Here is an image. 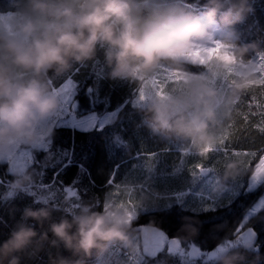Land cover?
<instances>
[{"label":"clouds","instance_id":"obj_1","mask_svg":"<svg viewBox=\"0 0 264 264\" xmlns=\"http://www.w3.org/2000/svg\"><path fill=\"white\" fill-rule=\"evenodd\" d=\"M202 9L187 11L172 0H8L0 9V159L13 155L17 147L33 149L51 137L50 121L64 98L50 84L49 73L60 77L75 64L93 61L98 46L105 52V78L135 86L136 110L152 136L198 157L215 147L238 102L260 83L264 67L249 53L260 56L264 48L240 43L234 27L253 11L250 0H205ZM213 41L220 47L204 51L214 48ZM193 67L199 71H191ZM229 72L221 91L212 81ZM165 73L180 79L160 90L156 80L164 83ZM222 168L209 186L214 193L245 176L264 184L261 158L252 167L243 158H229ZM31 180V172L25 171L14 175L11 187L23 190ZM146 199L141 194L138 202ZM50 215L47 207H25L22 219L42 224ZM48 231L56 238L53 245L60 242L73 257H80H60L53 264H85L94 250L99 257L117 245L131 254L136 251L131 210L114 204L101 211L84 205L71 221L53 222ZM181 231L187 236L174 239H188L197 228L184 223ZM37 235L33 227L19 223L0 242V264H19L16 253ZM47 238V232L40 233L37 246ZM241 247L255 254L251 264H257L258 246ZM244 260L241 251L225 247L213 264Z\"/></svg>","mask_w":264,"mask_h":264},{"label":"trees","instance_id":"obj_2","mask_svg":"<svg viewBox=\"0 0 264 264\" xmlns=\"http://www.w3.org/2000/svg\"><path fill=\"white\" fill-rule=\"evenodd\" d=\"M172 2L184 10L198 13L203 10L205 0ZM250 5L253 11L234 27L239 33L240 43H256L259 48H264V0H250ZM7 6L8 0H0V9ZM249 55L256 56L252 53ZM104 59V48L98 46L93 61L83 65L75 64L72 71L60 77H52L49 73V82L54 88H59L68 79L73 81L75 92L72 110L76 116H102L112 112L116 115L113 121L100 129L81 131L65 125L53 127V134L48 137L47 149L32 151V163L25 170L31 172L32 180L23 190L11 187L14 175L21 174L9 172L7 163L0 162V242L6 240L10 232L23 222L33 227L38 235L22 252L16 253L19 264H53L60 257L79 259L80 257H73L65 250L62 243H51L56 238L48 231L49 225L58 223L61 219L71 221L84 205H88L91 210L101 211L114 204L131 210L133 233L140 237L141 226L146 230L157 229L173 239L187 236V233L181 231L184 223H192L197 228L194 236L175 239L179 245L177 251L164 246L154 255L142 256L139 264H213L214 257L224 251L225 247L244 254L245 260L237 264H251L255 254L243 251L241 246L244 244L238 238V231L233 230L242 223L247 207L260 195H264V184L248 194V177L245 176L240 190L242 195L238 199L235 197L227 205L215 208V211H190L176 203L169 207L154 208L152 199L147 204L143 201V204H139L140 195L146 192L166 196L164 199H168L181 191H189L190 188L199 189V186H194V175L190 172L197 156L184 155L187 150L149 133L141 123L142 114L136 110L137 105L133 104L136 97L135 86L129 82L105 78ZM191 71L197 72L199 69L193 67ZM253 93L258 99H264L259 96L258 87L245 94L223 127L225 129L232 125L231 138L226 142L230 150L256 153L255 157L241 156L249 167L254 166L264 154V134L254 127L260 124L261 115L256 104L252 103ZM65 153L68 154L66 159ZM217 160L221 163L216 166L222 167L225 161L222 153L214 154V158L209 157L205 163H216ZM194 172H197L200 179L205 177L197 168ZM135 206H146L149 209H131ZM25 207L33 210L47 207L51 212L50 218L42 224L31 218L23 220ZM245 227L255 235L252 244L258 246L260 254L257 264H264V214L253 215L252 219L247 220ZM72 231H75V227ZM42 232H47L48 238L37 246ZM190 247H196L210 256L189 259L186 252ZM110 251L112 250L97 257L94 250L91 257L84 258L85 264H125L129 256L126 249L119 247V253Z\"/></svg>","mask_w":264,"mask_h":264},{"label":"rangeland","instance_id":"obj_3","mask_svg":"<svg viewBox=\"0 0 264 264\" xmlns=\"http://www.w3.org/2000/svg\"><path fill=\"white\" fill-rule=\"evenodd\" d=\"M253 58L257 60L259 59L258 56H254ZM219 83L220 81L217 80L216 87L221 90V88L218 86ZM225 86H226V82L221 91L225 89ZM57 89L63 95L64 103H63L61 110L57 113L56 117L50 121L52 128L55 126L65 125V126H70L71 128H74V129L88 130V129L101 127L103 124H107L113 121L116 115L115 112L107 113L102 116H97L95 114H88L83 117L76 116L72 110L73 109L72 100H73L75 90H74V83L71 79H68L62 86H60ZM133 104L137 105L136 97H135ZM47 147H48V138H46L39 146L33 149L25 150L20 147H17L13 155L7 157L6 159H0V162L7 163L9 172L15 173V174H22L26 170V168L32 163V160H33L32 151L33 150H46ZM189 154H193V153L189 152ZM214 154H216V152L209 153L207 156V159H203L198 156L196 158L197 161L194 163V169H196L195 165L197 163H202L206 168L213 167V165H215V167L217 168L216 172L208 173L207 176L203 177V179L202 178L200 179L199 176L195 175L194 186H199V189L195 187L192 189L190 188L189 191L185 190V191H181V193L172 195L173 198L168 196L169 197L168 199H164V197L166 196L162 197L161 195L158 196V195H154L152 193L146 192L143 194H146L148 199L143 201L144 204H147V202H149V200L152 199V205L155 206L154 208L159 207V206L169 207L171 206L172 203H176V204H180V206L186 208L187 210L195 211V212L205 211L206 208L208 209H211L213 207L217 208V207H221V206L229 204L235 198V196H233V192L237 184L240 185L238 189L240 191L243 186V181L241 179L240 181H237L234 183L229 182V187L226 189V191L222 193L212 192L209 186L212 184L213 179L216 176H218L220 172L223 171V168L216 166L217 163H214V161L209 164L205 163V161H208L209 157L214 158ZM236 158H242V157L241 156L232 157V159H236ZM205 174H203V176ZM249 182H250L249 178H247L246 190H247V185L249 184ZM130 190H133V189L130 188ZM129 196L130 197L132 196V192L131 194H129ZM138 203L143 204L141 202H138ZM137 207H140V208H137ZM131 209L147 211L149 208H147L146 206H135L134 208H131ZM248 219L249 218L247 217V215H245L242 223L240 224L242 230H238L239 234H242L247 229V227H245V223L247 222ZM147 232L150 236H153V237L163 234L161 231H158L157 229H154V228H148ZM132 235L134 237V241L136 244V251L134 254L129 253L128 259L126 260L125 264H139V261L141 260L142 256H145V255L151 256L160 250V248L157 246H150V247L146 246L144 243V239L140 237L139 235H137L136 233H132ZM119 247L118 246L110 247L109 250H112V251L115 250L114 252L119 253ZM118 257H120L119 254H118ZM115 260L117 259L115 258Z\"/></svg>","mask_w":264,"mask_h":264},{"label":"snow or ice","instance_id":"obj_4","mask_svg":"<svg viewBox=\"0 0 264 264\" xmlns=\"http://www.w3.org/2000/svg\"><path fill=\"white\" fill-rule=\"evenodd\" d=\"M214 44V48L212 49H205L204 51L206 52H214L216 49H218L220 47V43L218 41H213ZM260 62L262 67H264V54H261L260 57ZM231 72H229L228 74H226L223 78H221L219 81V87L221 88V90L223 89L225 82L228 81L230 79L231 76ZM180 79V77L178 75H169L167 73L164 74V83H160V78L157 77L156 83L159 85L160 90H162L164 88V86L171 82V83H176L178 82V80ZM214 86H217V80H213L212 81ZM257 88V87H256ZM259 88V96L260 97H264V72L261 73V79H260V83L258 85ZM252 103L256 104V107L260 110V115H261V122L258 125H254V127H256L258 129V131L262 134H264V99H258L257 95L255 93H253L252 95ZM251 107V105H250ZM253 115H255V113H253ZM245 118L247 119V114L245 115ZM232 125H229L228 128L222 129L221 132L219 133L218 137H217V144L215 147L211 148V149H206L203 153H201V158L203 159H207L208 154L207 153H222L223 154V160L229 159L230 157H239V156H249V157H255L256 153L255 152H247V153H241V152H237L235 150H230L229 144L226 143L227 141L230 140L231 138V129ZM189 153L187 151L184 152V155H188ZM65 159L67 158L68 154L65 153L64 154ZM259 158H261V162L264 163V155H261ZM217 164L221 163V161H216ZM195 168L200 170V174H205V173H214L217 171V168L215 167V165H213V167H205L202 163H197L195 165ZM194 177L196 175V173H193ZM75 185V182L73 183V187ZM259 185H261L259 182L253 181V182H249V184L247 185V193L251 194L253 192L254 189H256ZM111 187V185H110ZM240 187L239 184H237L234 192H233V196H235L237 199L242 195V193L238 190ZM114 195H119V193H114ZM129 203H131V200H129ZM229 209L231 208V205L228 206ZM248 211L246 212L247 217L250 219L253 217V215L255 214H264V196L260 195L258 197V199L256 201H253L252 204H250L247 207ZM215 207L208 209L206 208L205 211H215ZM241 219H243V217H241ZM238 230H242L241 225L238 224L236 226V228L233 230L238 231ZM173 243H175V241H173Z\"/></svg>","mask_w":264,"mask_h":264},{"label":"water","instance_id":"obj_5","mask_svg":"<svg viewBox=\"0 0 264 264\" xmlns=\"http://www.w3.org/2000/svg\"><path fill=\"white\" fill-rule=\"evenodd\" d=\"M140 234L142 236V238L144 239V243L146 246H157L160 247L162 244V240L163 238L161 236H150L146 230V228L144 226H141L140 229ZM245 237V238H244ZM240 238H244L245 241L242 242V244H252L255 241V235L253 233L252 230L250 229H246L242 234H240ZM171 243H173V241H175L174 239H170L169 240ZM174 244V249H177V245ZM202 254V251L199 250L196 247H190L187 251V257L189 259H195L200 257V255Z\"/></svg>","mask_w":264,"mask_h":264},{"label":"flooded vegetation","instance_id":"obj_6","mask_svg":"<svg viewBox=\"0 0 264 264\" xmlns=\"http://www.w3.org/2000/svg\"><path fill=\"white\" fill-rule=\"evenodd\" d=\"M159 236H161L162 238H163V240H162V244H161V246L159 247V248H162V247H167L168 249H172V250H174V251H177L178 249H179V245L176 243V241H175V245H177V249H174V244L173 243H171L169 240L170 239H173V238H169V237H167L165 234H162V235H159ZM238 238H239V240L241 241V242H243V241H245V237L244 238H240V234L238 233ZM175 240V239H174ZM188 251V250H187ZM186 254H187V252H186ZM202 255H206L207 257H208V255L209 254H206L205 252H202V254L200 255V256H202ZM210 256V255H209Z\"/></svg>","mask_w":264,"mask_h":264},{"label":"crops","instance_id":"obj_7","mask_svg":"<svg viewBox=\"0 0 264 264\" xmlns=\"http://www.w3.org/2000/svg\"><path fill=\"white\" fill-rule=\"evenodd\" d=\"M115 118V117H114ZM104 125H106V124H103L101 127H103ZM101 127H98L99 129L101 128ZM78 130H81V131H88V130H91V129H88V130H86V129H78ZM191 168V170H190V172H193L194 173V167H190ZM197 170H199V169H197ZM200 172V171H199ZM207 174L208 173H206L204 176H207Z\"/></svg>","mask_w":264,"mask_h":264},{"label":"bare ground","instance_id":"obj_8","mask_svg":"<svg viewBox=\"0 0 264 264\" xmlns=\"http://www.w3.org/2000/svg\"><path fill=\"white\" fill-rule=\"evenodd\" d=\"M140 163H142V162H140ZM138 164H139V163H138ZM131 165H132V164H131ZM139 165H142V164H139ZM143 165H144V164H143ZM143 165H142V166H143ZM134 166H135V165H134ZM128 168H130V167H128ZM132 169H133V168H132ZM134 169H135V168H134ZM134 169H133V170H134ZM129 170H130V169H129ZM136 170H137V169H136ZM127 171H128V169H127ZM129 172H130V171H129ZM125 173H126V172H125ZM131 173H132V172H131ZM127 174H128V173H127ZM129 174H130V173H129ZM166 174H168V173H166Z\"/></svg>","mask_w":264,"mask_h":264}]
</instances>
